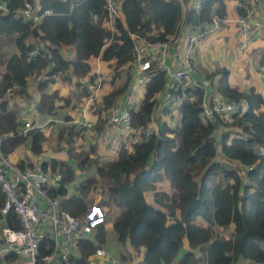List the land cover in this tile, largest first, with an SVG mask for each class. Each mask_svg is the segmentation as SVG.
<instances>
[{
	"label": "trees",
	"instance_id": "trees-1",
	"mask_svg": "<svg viewBox=\"0 0 264 264\" xmlns=\"http://www.w3.org/2000/svg\"><path fill=\"white\" fill-rule=\"evenodd\" d=\"M23 2L33 4V0H2L5 11L0 12V38L7 37L16 51L11 55L0 53V150L5 158L27 138L29 153L40 157L46 139L45 133L36 127H31L24 135L18 132L20 125L16 113L7 106L6 94L27 99L28 81L42 77L35 85L38 94L35 112L52 116L55 105L68 103L56 91L44 93L53 79L60 78L78 92V80L91 73L87 60L98 58L110 70L107 84H113L119 70L133 60L131 35L146 42L166 41L176 35L182 21L184 25L195 26L209 22L212 16L222 19L227 15L225 0H202L197 11L190 9L184 15L170 1L122 0L120 19L109 30L101 0L65 3L37 0L40 10L47 9L53 14L32 28L15 15ZM92 14L97 16L94 24L90 20ZM235 15L244 16L245 10L236 8ZM28 38L35 42L28 44ZM61 48H72L74 58L63 59L59 53ZM30 51L35 54L29 55ZM257 66L264 67V48ZM204 78L211 82L216 94L240 107L225 124L226 128L238 132L230 138L223 135L219 144L225 158L246 166L241 176L220 164H208L214 156L212 132L218 121L213 124L201 121L202 94L197 91L177 93L181 100L178 126H164L158 139H144L141 134L125 131L116 141L114 158L102 166L90 157L95 152L94 146L88 153H73L72 138L78 137L79 131L69 126L56 132L57 138L65 136V157L76 158L78 171L84 165L94 166L96 177L103 182L105 198L119 210L110 225L111 230L119 244H127L140 252V264H264V114L261 111L264 102L253 87L246 92L230 87L223 68H217ZM163 85V74L153 72L142 87L137 111H128L129 128L137 131L147 126L153 96ZM13 86L15 90L6 93ZM125 90H128L126 83L99 97L100 106L91 130L103 131L104 123L98 119L99 115L113 106ZM94 102L88 110L94 109ZM110 136L118 135L111 132ZM26 165L50 174L59 173L57 194L62 197L66 194L62 187L72 183L75 177L67 161L43 160L38 165L33 162ZM16 167L22 169L25 165L19 162ZM92 182L87 180L85 185H77L74 194L63 198L61 208L74 217L84 211L82 198L93 190ZM146 194H150L149 199ZM1 204L0 196V207ZM1 227L20 229L16 216L10 211L0 214ZM226 229L225 237L222 231ZM95 241L105 243L103 226L95 230ZM44 245L50 248V241L43 240L40 255L45 253ZM74 248L76 256H70L62 264H89L95 247L88 241L78 240ZM15 260L11 254L1 258L7 264Z\"/></svg>",
	"mask_w": 264,
	"mask_h": 264
},
{
	"label": "built area",
	"instance_id": "built-area-1",
	"mask_svg": "<svg viewBox=\"0 0 264 264\" xmlns=\"http://www.w3.org/2000/svg\"><path fill=\"white\" fill-rule=\"evenodd\" d=\"M59 1L65 3L68 0ZM121 1L101 0L104 20L109 30H112L113 23L120 19ZM163 1L175 3L182 14L183 11L190 9L197 11L202 0H193L190 9H186L189 0ZM4 11L5 7L0 0V12ZM52 14L50 10H40L28 2H23L15 12L17 18L29 23L32 28ZM90 20L93 24L96 23L97 16L92 14ZM181 24L182 22L177 27L176 35L166 41L146 42L137 35L130 36L133 60L127 65L130 69L128 90L121 97L120 105L109 108L105 126L118 137L128 131L129 134H141L144 139L150 137L158 139L161 129L164 126L168 127V118L176 119L177 122L180 94L184 90L201 92L202 98L199 103L201 121L210 124L218 121L212 132L214 156L208 164H220L241 176L247 170L246 166L225 158L221 154L219 141L214 139L215 136L220 139L223 135H228L230 128L226 130L225 124L230 122L239 105L226 101L216 94L211 82L194 74L193 64L197 57L198 44L219 31L222 26L234 25L236 36L239 37L238 51L245 53L248 46L257 38V34L264 31V19L254 13L235 16L233 19L226 16L218 19L212 16L209 22L192 26L188 36L180 44L178 30ZM179 50H181L180 54H178ZM33 54L34 51L29 52V55ZM155 71L164 76L163 88L160 94L157 93L159 95L153 96L152 112L147 126L142 130H133L129 128L128 111L130 109L137 111L138 105L131 108V94L134 90L142 88ZM100 82L101 79L96 73L92 77L87 76L78 80L80 94L78 118L84 119L90 105L96 100ZM15 88L16 86L11 87L6 93ZM78 124L90 129L88 121H79ZM178 125L179 122L175 126ZM30 129L28 123H23L21 132L26 133ZM217 129L221 131L220 134L217 133ZM106 140L109 141L108 138ZM59 180V173L50 174L38 168L25 166L19 169L12 166L0 150V196L2 197L0 214L12 212L20 225L18 231L7 227L0 228L2 241L0 255L5 253L15 256L16 260L13 264H62L72 255L76 241L85 240L95 246L93 254L99 264H125L121 259L108 257L102 246L93 238L95 230L103 226L108 219V209L102 198L103 188L96 185L90 190V201L84 203L83 197L84 211L74 217L61 208V201L68 195L74 194L68 191L73 189L74 192L77 184L72 182L64 185L62 188L65 189L66 194L62 197L57 194ZM45 239L50 241V248L44 245L45 253L40 255V245Z\"/></svg>",
	"mask_w": 264,
	"mask_h": 264
},
{
	"label": "crops",
	"instance_id": "crops-1",
	"mask_svg": "<svg viewBox=\"0 0 264 264\" xmlns=\"http://www.w3.org/2000/svg\"><path fill=\"white\" fill-rule=\"evenodd\" d=\"M225 1H226L225 2V10L227 12V17L229 19H233L236 15L232 14V13L233 12L236 13L237 2H236V0H225ZM242 2H243V0H242ZM192 4H193V0H189L188 3H187L186 9H190ZM32 5L37 7V8H39L38 5H37V0H33V4ZM255 6L256 5L253 6L254 9H255ZM241 7L245 10V14L249 13L248 12V10H249L248 8H250L249 5L247 6L245 4L244 5L241 4ZM233 8H234V10H233ZM261 9L264 11V7H261ZM263 11H262V13L264 14ZM184 13L185 12L183 11L182 14L184 15ZM191 27L192 26L184 25L183 21H182V24L179 26V30H178V39H180L179 40L180 44L188 36V33H189ZM233 29H234L233 25L222 26L220 28V30L217 31V34L214 35L215 36L214 39L202 40L198 44V46H197V57H196V60H195V62L193 64V71H194V74L196 76L205 77V75H203V74H206V75L209 74V72H210L209 69L211 68L212 65L214 67H217V68L218 67H224L223 65L227 64L230 61V53H228V55L226 56L225 52H227V51L229 52V48L230 47H234L233 49H235L236 51L238 50V47H237L238 40L234 42V45H232L233 41H234V36H236V31L234 32ZM256 37L257 38L252 43L253 44V48H249V46L251 45L250 44L248 46V48H247V51L245 52V58L246 59H250V57L254 59L253 60V64H249V66H248L249 78L247 79V81H244V83L242 82V80H239L238 84H241L242 87L240 89H238V90H240L242 92H246L250 87H253L255 89V91L258 94L261 95V97L263 99V102H264V67L260 68V67L257 66V60H258V58H259V56L261 54L262 49L264 48V42L262 40V38H264V31L262 33L257 34ZM26 42H28V44H32L34 41L31 38H28L26 40ZM217 47H218V49H217ZM252 49H256V50H252ZM180 52H181V50L178 51V54H180ZM4 53L8 54V55H11V54H15L16 51L14 49V51H12V50H10L9 52L8 51H6V52L4 51ZM59 53H60L61 57L63 59H65V60L71 61L74 58V51H73L72 48H61L59 50ZM94 60L95 61L97 60V62L98 61L100 62V60L98 58H95ZM210 60H214V61H210ZM97 62L95 64L94 70L93 71L90 70V72H91L90 75L91 76H94L95 73H96L98 75V77L101 79L100 88L98 89V91L96 93V105H95V108L100 106V102H99V105H98V100H99V97L101 95H99V94L102 92V90H104L103 89L104 85L107 87V83L105 82V77H104V74H105L107 69L103 73H101L100 72V69H101L100 64H102V63L100 62L98 64ZM122 68H124V67H122ZM232 68H235V67L232 66V65H229L227 69L229 71H231ZM244 68H245V64H244ZM251 74H253L254 80L251 79V77H250ZM90 75H88V76H90ZM40 80H42V77L41 78L39 77L36 80L32 79V80L28 81V83H27V93L29 94L28 95L29 98H27V99H24L21 96L20 97H18V96L11 97V96H7L8 94L5 95V99H6L8 108L16 113V120H17V122L20 125V127L18 128V132L20 134H22V135H24L25 133L21 132V127H22L23 123H28L29 122L28 119L30 121H32V123H33V121H34L33 119L36 118V120L34 121L35 122L34 125L32 124L31 127L32 128L36 127V128L41 129V130H42L44 125L51 126L52 122H55L54 119H53V116L39 115V114H37L35 112V105H36L37 100H38V94L36 93L35 85ZM126 84H127V87H128L129 78L126 81ZM55 86H57V87H55ZM64 86H66V87L68 86V88H67V90L65 92L61 91V88H63ZM50 88L52 89V92L56 91L57 93H59L60 96L66 98L67 101H68L66 106L63 105L62 102H60L58 105H55V109H54V110L59 109L58 112L63 111V110L68 112V114H69L68 117L71 118L72 120L70 119L71 121L69 123H65V124L67 125V124L72 123V126H74L75 129L82 130L84 132L88 131V133H91L92 132L91 129H87L85 126L79 125L78 122L79 121H81V122L88 121L89 124H90V127H91V125H93L96 122V116H91L90 115V110H88L87 111L88 117H87V115H85L84 119L78 118V120H77V117L79 115L78 112H79V108H80V105H78V102L80 100V94L78 96L79 92H77L76 88H73L71 84L64 83V81H62L60 78H55V79H53V83H48L47 84V86H46V88L44 90V93L46 95L51 93ZM126 92H127V90H125L122 93L121 96L119 95L116 98L115 104H114L115 106H118V105L121 104V102H122V98L121 97H123V95ZM142 93H143V89H142L141 93H138V89H136V90H134L132 92L131 99H130L131 106H132L131 108L132 109L135 108L137 105L139 106V103H140L141 98H142ZM159 94H157V95H159ZM81 95H83V94L81 93ZM28 104H30V105L33 104V105H32V107H29ZM61 108H66V109H61ZM72 110L74 111V113H72ZM177 110H179V107H177ZM29 111H31L30 114H28L27 118H25L24 113L29 112ZM261 111L264 114V104H263V106L261 108ZM101 117H102V114H101ZM106 118H107V116H106ZM50 119H52V120H50ZM38 120L40 122H42L41 125H39L40 122ZM106 121H104V125H106ZM168 121L170 123V124L168 123V127H173L177 123L176 119H172L171 117L168 118ZM108 130H111V129L109 128ZM235 132H238V130H233L232 129V132L228 133V137L229 138L232 137ZM217 133L220 134L221 131L217 129ZM214 139L217 142L219 141L217 136H215ZM26 140L28 141V147H27V149H28L29 148V139L27 138ZM24 143H26V141ZM22 145L20 147H18L13 152V153H16V155H18L19 162L23 161V160L20 161V158H19V157H21L20 153H21ZM33 157H35V156H33ZM28 162L32 163L31 161H27L26 160V163H28ZM45 162H48V160L47 161L45 160ZM26 163H23V164L25 165ZM33 163H35V162H33ZM106 222H105V224H106ZM105 224L103 225V227L105 226ZM107 228L110 229V233L109 234H110V236H112L110 238H113V237L116 238L115 234L111 230V227L108 226ZM104 231L105 232L107 231L106 227H104ZM220 231H222V230H220ZM93 238L95 239V233L93 235ZM105 241H106V235H105ZM99 245H101V244H99ZM120 245L121 246L113 248V252H109V251H107V249H104V247L102 245L101 246L104 249V251H105V253L107 254L108 257H111V258L114 257L113 259H121V260L125 261V264H140V260H141L140 252H135L127 244H124V245L120 244ZM4 254L0 255V264H7V263L1 261V258H2V256ZM71 256H76L75 248L73 249V252H72ZM124 256H126L127 258H124ZM88 262L89 263L93 262V264H99L98 262H96L94 254H92V256L88 259ZM13 263H11V264H13Z\"/></svg>",
	"mask_w": 264,
	"mask_h": 264
},
{
	"label": "rangeland",
	"instance_id": "rangeland-1",
	"mask_svg": "<svg viewBox=\"0 0 264 264\" xmlns=\"http://www.w3.org/2000/svg\"><path fill=\"white\" fill-rule=\"evenodd\" d=\"M239 1L236 0V2H237V7L236 8L241 7V4L242 5L245 4L247 6L249 5L250 6V8H248L249 9L248 10L249 13H254L257 16H262L263 19H264V14L262 13L263 10L261 9V7H264V0H243V2H242V0H239ZM254 5H256L255 9L253 8ZM233 10H234V8H233ZM249 13H246V14H249ZM232 14H235V13L233 12ZM225 16L227 17V15H225ZM233 27H234V25H233ZM233 30L235 32L236 28L234 27ZM215 34H217V32L211 34L210 36H208L204 40L214 39V37H215L214 35ZM237 40H239V37L238 36H234V41H233L232 45H234V42L237 41ZM262 40H263V38H262ZM0 42H1L0 43V53H1V51L2 52L3 51H5V52L8 51L9 52L10 50L14 51L13 44L10 42V40L7 37L1 36ZM233 48L234 47H230L229 48V52L228 51L225 52L226 56L228 55V53H230V61L227 64L223 65L224 67H218V68H220V69L223 68V69H225L227 71V84L230 87H234V88H236L238 90V89H240L242 87L241 84H238L239 80H242V82L244 83V81H247V79L249 78L248 66H249V64H253V60L254 59L251 58V57H250V59H246L245 58V53H241L238 50L236 51ZM249 48H253V44H251L249 46ZM217 49H218V47H217ZM256 49H252V50H256ZM210 61H214V60H210ZM96 62H97V60L95 61L94 59L87 60V64H88V66H89L91 71L94 70ZM97 63L99 64L100 62L98 61ZM244 64H245V68H244ZM229 65H232L235 68H232L231 71H229L227 69ZM100 66H101L100 72L103 73L106 70V68H105L103 63L100 64ZM216 69H217V67H214L212 65L211 68L209 69V71L213 72ZM107 70H106V72L104 74L106 83H108L107 80H108L109 76L111 75V73L109 72L110 70L109 69H107ZM129 71H130V69H129L128 66H125L124 68L119 70V75L114 80L113 84H109V85L107 84V87L104 85V88H103L104 90H102V92L99 95L102 96V95H105L107 92L113 91L114 89L121 88L126 83L127 79L129 78ZM203 75H206V74H203ZM250 77H251L252 80H254L253 74H251ZM55 87H57V86H55ZM67 88H68V86L67 87L64 86L63 88H61V91L65 92L67 90ZM50 91L52 92L51 88H50ZM141 91H142V88H138V93H141ZM78 96H79V93H78ZM95 103H96V101L94 102V104ZM28 105H29V107H32L33 104L32 105L28 104ZM98 105H99V102H98ZM93 107L95 108V106H93ZM111 107H112V105H111ZM66 108H61V109H66ZM97 110H98V108L91 109L90 110V115L91 116H95ZM109 110L110 109H107L106 111H103L102 112V117H101V115H99V117H98V119L102 120L103 123H104V121H106V116L109 113ZM58 111H59V109H56L54 114L52 115L55 122H52L51 126L44 125L43 128H42L43 132L46 135V139H45V142H44V145H43V149H44L43 150V154L40 157L39 156L36 157V158L33 157L28 152V149H27L28 141L26 140V143H24L22 145V149H21V153H20L22 158L19 157L20 161L23 160L22 163H26V160L27 161H31V162H35V165H38L39 162L43 161V160L44 161L45 160L46 161L47 160L48 161L49 160H56L58 162L59 161H64V162L67 161L72 166L73 171H75V177H74V180H72L73 183L78 184L80 182L79 184L85 185L87 180H92L93 182L90 185V186H92V188L97 185V186H101L103 188V191H104L103 182L96 177L95 172H94V166H92L90 168L89 165H84L83 169H80L78 171L77 166H76L77 163L75 161L76 158L70 157V158L67 159L65 157V155H66L65 154V151H66V145H65L66 138H65L64 135H62L60 138H57V133L56 132L60 128L69 127V126L74 128V126H72V123L67 124V125L65 124V123H69L72 120L71 118L68 117L69 114H68L67 111H64V110L60 111V112H58ZM30 112L31 111L24 113L25 118H27V115L30 114ZM72 113H74L73 110H72ZM85 115H87V112L85 113ZM179 115H180V110H177V122H179ZM87 117H88V115H87ZM65 118L68 119L69 121L66 122ZM33 120L35 121L36 118H34ZM50 120H52V119H50ZM28 121H29L28 123H29L30 127H31L32 124L34 125V123H35L34 121L32 123V121H30L29 119H28ZM168 123H169V121L167 122V124ZM41 124H42V122H40L39 125H41ZM92 126L93 125H91V127ZM91 127H90V129H92ZM103 128L104 129H103V131L101 133H97L94 130H92L91 133H88V131L84 132L82 130H78V129L74 128L75 131H79V135H78V137L72 138L73 153L74 154L79 153V152L88 153V150L90 149V147L94 146L95 147V152L93 154H90V157L93 158V159L95 158L98 165L102 166L105 163H107L108 161L112 160L114 158V150L116 149V145L118 143L116 141L119 140V138H118V136L110 138L111 137L110 136L111 131L107 130V127L105 125H104ZM225 129L228 130V128H225ZM229 132H232V129H230ZM107 138H108L109 141L106 140ZM121 138L124 139V135ZM113 143H115L114 146H112ZM90 157H89V160H92ZM6 160H7V162L9 164H11L14 167H16V164L19 163L18 155H16V153H12L8 157H6ZM26 164H25V166H27ZM162 187L164 189H167L166 185L162 184ZM158 189L162 190L161 187H158ZM68 192L69 193L73 192V189H70ZM146 197H147V199H149L150 198V194H146ZM103 199L105 201V206L108 209V219H107V222H106V224L104 226L107 229V231L105 232L106 241H105V243L102 246L104 247V249H107V251L113 252V248H116V247L121 246V245L117 242L116 238H114V237L110 238L112 236H110V234H109L110 233V229L107 228V227L108 226L110 227V225H111L112 221L114 220L115 216L117 214H119V210H117L116 208H114L111 205V203L109 202L108 198L107 199L105 198L104 194H103ZM83 201H84V203H87L88 201H90V194L89 193H86V195L83 198ZM222 232H223V235L225 237L228 235L227 229L225 231H222ZM1 248H2V241H1V237H0V249ZM124 258H127V257L124 256ZM89 264H93V262H91Z\"/></svg>",
	"mask_w": 264,
	"mask_h": 264
}]
</instances>
